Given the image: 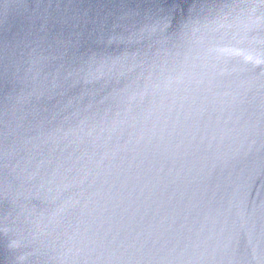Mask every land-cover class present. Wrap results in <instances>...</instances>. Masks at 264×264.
<instances>
[{
	"label": "water",
	"instance_id": "1",
	"mask_svg": "<svg viewBox=\"0 0 264 264\" xmlns=\"http://www.w3.org/2000/svg\"><path fill=\"white\" fill-rule=\"evenodd\" d=\"M0 264H264V0H0Z\"/></svg>",
	"mask_w": 264,
	"mask_h": 264
}]
</instances>
